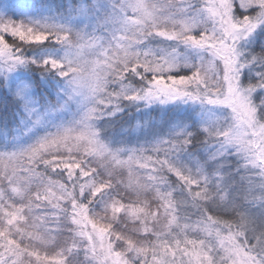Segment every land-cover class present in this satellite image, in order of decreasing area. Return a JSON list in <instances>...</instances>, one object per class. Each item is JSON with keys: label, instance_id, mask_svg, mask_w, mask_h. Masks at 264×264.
Wrapping results in <instances>:
<instances>
[{"label": "snow or ice", "instance_id": "snow-or-ice-1", "mask_svg": "<svg viewBox=\"0 0 264 264\" xmlns=\"http://www.w3.org/2000/svg\"><path fill=\"white\" fill-rule=\"evenodd\" d=\"M0 264H264V0H0Z\"/></svg>", "mask_w": 264, "mask_h": 264}]
</instances>
